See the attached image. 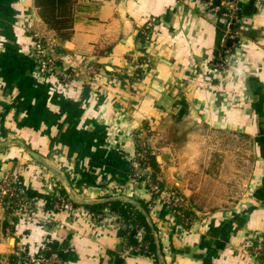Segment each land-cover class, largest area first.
<instances>
[{
    "label": "crops",
    "instance_id": "1",
    "mask_svg": "<svg viewBox=\"0 0 264 264\" xmlns=\"http://www.w3.org/2000/svg\"><path fill=\"white\" fill-rule=\"evenodd\" d=\"M224 1L69 0L71 35L61 39L36 0H0V179L12 172L34 206L13 225L0 208V264L39 251L53 264H264L255 252L264 245V0H240L230 62L214 72ZM30 24L74 69L65 84L37 73ZM206 129L255 145L246 196L231 209L202 212L191 198L192 177L203 174L192 147ZM138 136L163 192L192 207L190 224L133 177ZM117 196L145 215L155 250L146 229L128 230L127 219L96 206Z\"/></svg>",
    "mask_w": 264,
    "mask_h": 264
},
{
    "label": "built area",
    "instance_id": "2",
    "mask_svg": "<svg viewBox=\"0 0 264 264\" xmlns=\"http://www.w3.org/2000/svg\"><path fill=\"white\" fill-rule=\"evenodd\" d=\"M240 0H225L223 2L222 15L227 21L226 33L217 46L216 55L213 61V71H223L230 62V53L232 47L228 45V39H235L236 33L234 25L239 23L241 19ZM29 34L33 39L31 53L36 60V70L41 77L56 75L63 84L73 77L74 69H70V64L62 59L63 53L51 37L40 32L33 24L28 26ZM63 61V63L61 62ZM151 149L142 136H138V148L132 160V171L135 179L145 178L149 193H163L166 200L172 206L174 213L179 211L177 207L187 205L186 198L177 193L163 192L159 183H154L151 179L153 169L148 157V150ZM151 153L152 149H151ZM61 207H71L67 200L60 198ZM0 208L5 212L9 219V224L13 225L14 221H19L31 215L34 209L33 202L24 196L16 176L12 172H6L0 179ZM15 223V224H16ZM139 250L146 249L144 243L137 244ZM256 253H264V245L262 241H258L255 247ZM8 264H53L51 259L46 258L43 252L39 251L34 255L23 254L16 259L8 262Z\"/></svg>",
    "mask_w": 264,
    "mask_h": 264
},
{
    "label": "rangeland",
    "instance_id": "3",
    "mask_svg": "<svg viewBox=\"0 0 264 264\" xmlns=\"http://www.w3.org/2000/svg\"><path fill=\"white\" fill-rule=\"evenodd\" d=\"M139 69L138 66V73ZM200 134V142L192 147L198 152L193 157L196 167L203 172L192 177L196 187L191 196L194 207L197 210L200 206L202 212L231 209L246 196L255 163V145L251 139L226 130L206 129Z\"/></svg>",
    "mask_w": 264,
    "mask_h": 264
},
{
    "label": "trees",
    "instance_id": "4",
    "mask_svg": "<svg viewBox=\"0 0 264 264\" xmlns=\"http://www.w3.org/2000/svg\"><path fill=\"white\" fill-rule=\"evenodd\" d=\"M68 2L69 0H36V4L40 8L44 20L48 22V24L56 31V34L61 39L69 38L71 35V31L67 30L68 19L67 17L62 16L64 13L63 10H65V8L67 7ZM59 14H61V16ZM147 150H148L147 155L150 159V164L153 169V174L151 175V179L154 183H159V180L157 179V176L155 174V172L159 170L158 164L155 160L154 154L151 153V149L147 148ZM137 180L143 182L146 185V187H148L144 177ZM153 194L155 196V194L157 193H153ZM141 205L148 211L149 209L148 202H141ZM96 206H100V207L108 206L120 217L127 219L128 230L131 228L138 229L142 227L146 229V232L149 234L147 250H149L150 252L151 250H155L154 241H153L154 237L152 235L151 227L145 215L138 208H136V206H134L129 202H125L119 199L109 200L104 203L97 204ZM176 209L179 211V213L178 212L175 213L178 220L184 224L187 225L190 224L193 216H192V209L189 207V205L188 204L182 205L181 207H177Z\"/></svg>",
    "mask_w": 264,
    "mask_h": 264
},
{
    "label": "water",
    "instance_id": "5",
    "mask_svg": "<svg viewBox=\"0 0 264 264\" xmlns=\"http://www.w3.org/2000/svg\"><path fill=\"white\" fill-rule=\"evenodd\" d=\"M252 11H253V5L252 4H245L243 6V13L244 14H252ZM228 45H231V39H228L227 41ZM33 155H36L34 152H31ZM115 199H124L126 201H129L131 203H135V201L133 199H127L126 197L124 196H117L115 197Z\"/></svg>",
    "mask_w": 264,
    "mask_h": 264
}]
</instances>
